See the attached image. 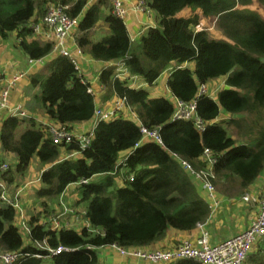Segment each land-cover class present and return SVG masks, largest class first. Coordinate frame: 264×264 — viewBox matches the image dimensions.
Wrapping results in <instances>:
<instances>
[{
  "label": "trees",
  "instance_id": "obj_1",
  "mask_svg": "<svg viewBox=\"0 0 264 264\" xmlns=\"http://www.w3.org/2000/svg\"><path fill=\"white\" fill-rule=\"evenodd\" d=\"M145 1L156 25L148 27L133 47L125 24L111 13L102 15L106 0L90 6L89 0H0V38L15 35L17 47L31 60L51 53L53 42L36 40L39 36L30 25L41 23L46 8L54 4L67 6V14L79 19L78 47L94 60L124 61L129 74L149 86L170 73L166 98L132 87L129 78H115L113 67L103 70L99 79L107 88V99L125 97L137 120L119 113L99 122L84 149L76 141L54 144L47 125L31 116L2 119L0 153L15 156V172L24 174L33 158L43 166L35 191V198L43 199L42 209L26 221L27 242L16 210L0 207V252L27 254L15 264H42L32 254L47 253L36 245L43 240L50 248L75 249L53 256L50 264H119L102 262L99 249L111 244L147 248L168 230L194 231L209 219L211 209L173 154L198 171L205 167L202 154L209 149L216 159L213 184L228 197L245 194L264 170V18L256 10H264V0ZM185 8L191 14L178 17ZM101 19L108 35L92 41L90 31ZM199 19L214 21L224 38L216 40L205 27L195 31ZM186 63L194 65L183 68ZM46 70L30 77L36 109L50 124L69 130L91 121L96 103L72 62L55 55ZM219 78L225 87L215 97L198 94L200 86ZM174 100L196 101L195 113L205 130L199 131L193 120L173 121ZM141 125L159 128L162 145L145 140L134 148L141 139ZM122 152L129 154L119 162ZM1 178L12 183L14 172L9 169ZM81 180L86 183L79 184ZM77 183L74 205L85 211L88 227L51 229L49 218L55 210L50 203ZM170 264L202 263L183 259ZM245 264H264V234L254 242Z\"/></svg>",
  "mask_w": 264,
  "mask_h": 264
},
{
  "label": "built area",
  "instance_id": "obj_2",
  "mask_svg": "<svg viewBox=\"0 0 264 264\" xmlns=\"http://www.w3.org/2000/svg\"><path fill=\"white\" fill-rule=\"evenodd\" d=\"M111 5V14L117 19L121 20L125 26L129 13H141L146 17H152V10L147 5L145 0H135L131 4L129 0H106ZM67 6L51 4L46 8L45 15L42 18L41 23L31 24L36 35L45 31L48 32V36L53 39V47L50 55H60L69 59L78 71V76L81 81L88 84L87 91L93 97L96 96V91L91 86L92 81L85 79L79 69V58L82 57L83 52L80 48H76L75 52H71L68 47V39L71 33L77 28L79 19L71 18L66 9ZM45 28V29H44ZM195 31L204 30L202 24H198L194 27ZM48 37V38H49ZM131 39V38H130ZM45 58L38 60H28V64L31 67L32 64H39ZM27 74V71H18L14 73L3 86H0V114L7 116L17 117H30L29 113L23 108L21 104L11 105L10 96L12 89L16 84ZM118 78L124 77V75L116 74ZM104 85L99 83V89L103 90ZM199 95L208 94L210 97L214 96V93L209 91L206 85H202L198 91ZM176 110L173 114L172 120H193L199 131H204L206 124L196 116V101L188 103L180 100H174ZM119 113H124L132 120H137L135 114L131 110V107L127 103L125 97L115 96L112 103L108 107L95 105L93 117L91 119V128L77 132L69 130L66 126L60 124H47L48 133L50 139L54 144H68L76 141L81 148H86L90 144L91 138L94 133V129L101 121H106L116 117ZM141 139L135 144L134 148H137L143 141L152 140L159 145H162V140L159 135V128L149 129L145 126H140ZM179 161L185 172L193 179L199 181L204 190L206 191L208 198L212 201L213 206L217 205L215 198V186L213 184L214 174L213 166L216 163V159L213 157L209 149H204L202 154V161L205 163V167L200 170H195L194 167L182 159L181 157L173 154ZM1 156V154H0ZM9 164L3 162L0 157V207L8 206L12 207L17 212L19 225L23 228L27 234H30V229L22 216V206L20 204V195L22 189L16 190L14 193L9 191L8 183L1 178V174L9 170ZM86 183L85 180H81L79 184ZM74 184V186L79 185ZM66 190L60 195V199L65 196ZM243 200L249 199L248 195L242 197ZM75 211V210H74ZM70 210V213H75ZM85 211H83V214ZM51 223V229H58L59 225L55 223L56 218L51 215L49 218ZM197 234L193 237L186 238L180 241L177 246L172 248H123L116 244H111L108 248L115 251L120 257L127 260H134L138 263L147 264H170L183 259H190L202 264H245L247 256L254 244V242L264 234V190L259 197V207L257 209L256 216L249 223L248 227L240 234L232 236L219 244L211 245L209 242V233L205 227V222L197 224ZM21 230V229H20ZM38 248L46 250V254H32L33 257L39 258L43 261L50 260L53 256L60 255L62 253H69L75 249L58 246L56 248H50L43 240L36 242ZM91 247H87L90 249ZM26 253L20 252H0V264H15L20 259L26 256Z\"/></svg>",
  "mask_w": 264,
  "mask_h": 264
},
{
  "label": "crops",
  "instance_id": "obj_3",
  "mask_svg": "<svg viewBox=\"0 0 264 264\" xmlns=\"http://www.w3.org/2000/svg\"><path fill=\"white\" fill-rule=\"evenodd\" d=\"M96 1L98 0H89L88 5L90 6L91 4L96 3ZM133 1L135 0H129V3L131 4ZM101 8L103 11L102 15H107L108 13H111V5L109 2L106 1V5L101 6ZM195 13L201 17L200 11H196ZM199 20H200L199 23L204 26H205L204 23H207L208 21L205 19H199ZM211 23L212 25L210 24L208 27L205 26V28L210 33V35L212 37L214 36V37L224 38L221 32L214 27L215 26L214 21ZM154 25H156L154 16L146 17L141 13H133V12L129 13L128 19L126 21V28L129 37L131 38V43L133 47L136 46L137 41L140 39L141 35L145 32V30L148 27ZM75 30L71 33L68 39V47L70 51L73 53L75 52L76 48H79L76 38L78 37V35L81 34L78 30H76V33H74ZM95 33H97V35ZM104 33H106L105 36L108 35V27L104 23L103 19H101L98 21L97 25L90 31V39L92 41H98L104 37L103 35ZM38 36L39 39L36 40L40 42H44V41L53 42V39H48L49 36L46 29L44 32L38 34ZM80 49L82 50L83 55L82 57L79 58V64H80L79 69L82 76L85 79L92 81L91 86L97 92L96 96L94 97V101L96 105L108 107L111 105L113 98L116 96L114 95L113 97L111 96L109 99H107L108 91L106 86L104 85L105 87L103 90L99 89V83H101L99 76L103 70L110 67L114 68L115 78H118L116 74L124 75V77H121L119 79L129 78L132 87L144 88L148 90L151 96H164L166 98H170L169 90L166 87V79L170 74L168 71L164 72V74H162L151 86H149L143 82L142 78L138 76H131L124 65V61H109V62L97 61L94 60L83 48ZM53 56L55 55L49 54L48 57H45L42 63L39 64L35 63L32 64L30 67L28 64L29 58L17 47V39L15 38V35H11L7 39L0 38V77H2L0 80V86H3L5 82L14 73L18 71H27L25 77H23L12 89L10 96V103L11 105H15L18 103L21 104L23 108L29 113V115L35 119L37 123L44 125L50 124L51 121H49V119L45 115L42 116L35 114L36 111H41V110L36 109L34 105L33 106L29 105L31 104L29 102L30 101L29 96L31 95L32 92H34L30 84V77L38 73L46 74L47 61L50 60ZM171 65L174 66V63L173 64L171 63ZM184 67L192 68L190 67L189 63L184 64L183 68ZM158 84L160 85V87H158ZM209 87L210 88L212 87L211 90H213L212 92L214 93V97H215L217 91L225 87V81L222 78L214 79L208 83L207 88L210 89ZM5 117H6L5 115L0 114V125L2 119ZM90 128H91V121L74 125L73 130L77 132H83ZM128 154L129 153L125 152V156L123 157L122 160H124V158L128 156ZM3 155L7 157V154L4 153ZM122 160H120L119 162H121ZM14 177H15V173H14ZM193 181L194 184L199 189L201 196L209 204V207L211 209V215L209 219L205 222V227L209 233V242L211 245L219 244L222 241L232 236L242 233L248 227L252 219L256 216L257 209L259 207V197L262 191L264 190V170L261 173L260 177L249 187L248 191L245 192V194L248 195L249 197L247 201L242 199V197L245 194L241 196L228 197V196H224L217 189H215V198L217 201V205L215 206H213L212 201L208 198V195L204 190L202 184L195 179H193ZM70 187L73 190L76 188V186H74L73 184L67 188V191ZM16 190H18V188H16ZM76 192L77 191L74 192L75 193L74 195H76ZM64 228L74 229L70 227H64ZM19 229H20V225H19ZM197 232H198L197 229H195L192 232H180L175 230H168L165 236L160 241L156 242L155 244H152L147 248H172L177 246L181 240L195 236ZM23 239L26 242L28 241L27 237L26 239L25 238ZM99 250H100V258L102 262L106 261V262L119 263V264H147L143 262L138 263L137 261L134 260L130 261L127 260L126 258H122L115 251H113L108 247H103L100 248ZM46 264L49 263L46 262Z\"/></svg>",
  "mask_w": 264,
  "mask_h": 264
},
{
  "label": "rangeland",
  "instance_id": "obj_4",
  "mask_svg": "<svg viewBox=\"0 0 264 264\" xmlns=\"http://www.w3.org/2000/svg\"><path fill=\"white\" fill-rule=\"evenodd\" d=\"M256 10L258 11V13L262 14L263 18H264V10H262L260 8H257ZM188 14H190V9L185 8L181 12H179L177 14V16L178 17H185ZM204 24L206 27H208L210 25V24H208V22L204 23ZM211 25H212V23H211ZM74 33H76V30ZM106 33H104L103 35L105 36ZM95 34L97 35V33H95ZM213 38H215L216 40L223 39V38L214 37V36H213ZM48 39H52V38L49 37ZM137 43H139V42L137 41ZM189 64H190V67H193V65H194V63H189ZM158 87H160L159 84H158ZM211 89H212V87L209 89L210 92L213 91ZM33 94H34V92H32L31 95L29 96V98H30L29 102L31 103L29 105L35 106L36 103L33 99ZM35 114L42 115V116L44 115L41 111H36ZM230 128H232V126ZM124 156H125V152L120 153L119 161L122 160ZM0 157H1V160L3 162H6L9 164V167H10L9 169H11L15 173V177L13 180L14 182L7 184L9 187V191H11V193H13V192H15L16 188L22 189V192L20 195V204L22 206V216H23L24 221L26 222L27 217H29L31 215H35L38 211H40L42 209L41 208L42 207L41 202L43 201V199L40 200V199L35 198V191L41 185L39 175H40V171L43 168V166L36 158H33L31 160V163H30L27 171L24 174H17L15 172L16 171V169H15V166H16L15 157L10 153L7 154V157L4 155L2 156V154ZM75 190L76 189L73 190L70 187L68 189L66 195L63 196L62 199H60V196H59V198L58 199L56 198V200L54 202H51V203L49 202L51 204V206L54 208L53 210H55V213H53V214H54V217L56 218L55 223L59 225L58 229L62 228V227H70V228H74V229L76 228V230H80L83 227H88V223H86V221L84 219L83 209L81 208V206L79 207L77 205H74V201H76V197H77L76 195H74ZM48 206H50V205H48ZM52 207H50V208H52ZM70 210H73V211L75 210L74 211L75 213H70ZM41 219H43V218H41ZM19 220H20V218H19ZM20 229H21V234H22L23 238L26 239L27 234L25 232H22L24 230H23V228H21V226H20ZM46 262H48L50 264L51 260L43 261L42 263L46 264Z\"/></svg>",
  "mask_w": 264,
  "mask_h": 264
}]
</instances>
